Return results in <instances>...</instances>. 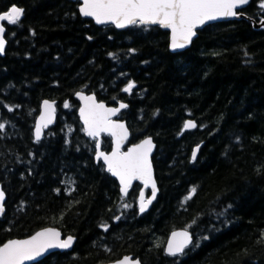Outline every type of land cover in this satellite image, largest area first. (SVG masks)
I'll return each instance as SVG.
<instances>
[{"label": "trees", "instance_id": "obj_1", "mask_svg": "<svg viewBox=\"0 0 264 264\" xmlns=\"http://www.w3.org/2000/svg\"><path fill=\"white\" fill-rule=\"evenodd\" d=\"M262 1L240 10L245 18L205 26L187 49L172 53L159 26H98L80 15L79 1L0 0V13L24 10L18 24L3 23L0 246L52 226L75 245L35 264L124 255L141 264H264V29L254 27L264 19ZM129 83L135 86L125 92ZM77 91L127 103L119 114L131 131L127 146L147 136L156 143L159 193L148 212H138L140 184L123 197L95 161ZM44 99L56 101L57 117L35 141ZM187 119L197 125L182 133ZM110 148L102 136V150ZM178 228L192 233L193 244L166 255Z\"/></svg>", "mask_w": 264, "mask_h": 264}, {"label": "snow or ice", "instance_id": "obj_2", "mask_svg": "<svg viewBox=\"0 0 264 264\" xmlns=\"http://www.w3.org/2000/svg\"><path fill=\"white\" fill-rule=\"evenodd\" d=\"M250 0H82L79 8L84 17H91L97 24H113L117 28H125L129 25H160L163 28L171 29V48L182 49L191 43L196 35L195 29L205 24L224 17H234L242 14L237 9L248 5ZM264 9V3L260 5ZM24 10L15 5L4 14H0V21H7L9 24H18ZM5 29L0 25V54L5 50ZM247 55V53H245ZM135 85L129 83L125 92H131ZM85 101V107L81 109V116L86 126V132L91 137H96L100 132H108L116 136V147L111 155H105L98 151L97 158H102L107 165V170L117 177L122 185L121 191L128 194V189L133 180H141L145 186L151 185V199L145 203L144 193H140L143 212L151 200L156 198V184L152 179V167L149 160L153 144L151 139H146L142 144L130 148L126 153L120 152L121 143L127 138V131L122 124H115L110 120L116 115L118 109L105 108L103 104L95 103L94 97L80 96ZM69 105L66 103L65 107ZM121 108L127 105L121 104ZM45 115L41 116L44 122L36 128V139H40L41 127L51 123L52 113L55 109L53 104L44 102ZM11 111V108H9ZM185 128L196 127L194 122H186ZM4 124L0 123V130ZM118 130V131H117ZM99 148V145H97ZM195 158V153L193 154ZM196 188L191 189L195 194ZM191 195L186 199H191ZM4 199L3 192H0V202ZM127 206V205H125ZM3 206L0 204V213ZM118 219V218H117ZM105 230L107 228L105 227ZM73 238L68 237L60 240V233L53 229H46L36 233L30 239L10 240L0 246V264H25L26 261L34 260L49 248H70ZM193 244V237L187 232H174L172 242L169 243L167 254L177 256L183 254L185 248ZM120 264H133L129 258H125ZM139 264V261L134 262Z\"/></svg>", "mask_w": 264, "mask_h": 264}, {"label": "water", "instance_id": "obj_3", "mask_svg": "<svg viewBox=\"0 0 264 264\" xmlns=\"http://www.w3.org/2000/svg\"><path fill=\"white\" fill-rule=\"evenodd\" d=\"M72 1H79L80 4H79L78 9L82 6V0H72ZM250 1H251V0H250ZM262 3H264V0L262 1ZM246 6H247V5H246ZM10 8H11V7H10ZM243 8H245V6H244ZM243 8H242V9H243ZM242 9H237V11H238V12H241L240 10H242ZM6 12H7V11H6ZM6 12H2V13H0V14H4V13H6ZM79 13H80V11H79ZM241 13H242V12H241ZM80 15H81L83 18L91 19V20L94 22V24H96V25H98V26L101 25V24H97V23L95 22V20H94L93 18H91V17H84L81 13H80ZM245 17H246V16L242 13V14L237 15V16H234V17H224V18H220V19H217V20H213V21H207L205 24H203L202 26H200V27H198V28L195 29V31H196V35L192 38V41H193V40L195 39V37L197 36L198 31H200L201 29H203V28H204L205 26H207V25L214 24V23H218V22H222V21L239 20V19H241V18H245ZM4 22H7V21H6V20H5V21H0V25H3V26H4V24H3ZM103 25H112V26L115 27V25H113V24H103ZM142 25H143V24H142ZM129 26H131V25H129ZM129 26H127V27H129ZM147 26H159L162 30L167 31V32L169 33V45H168V48H169V51L172 52V53H178V52H181V51L187 49V48L191 45V43H192V41H191V43L188 44L186 47H184V48H182V49H175V50H173V49L171 48V29H169V28H163V27H161V26L158 25V24H157V25H147ZM127 27H125V28H127ZM254 27L257 28V29H260V28H263V29H264V19H262V20L259 21L258 23L254 22ZM115 28H116L117 30H123V29H125V28H117V27H115ZM4 29L6 30L5 26H4ZM4 35H5V33H4ZM5 41H6V39H5ZM6 45H7V41H6V43H5V49H6ZM4 53H5V50H4L3 54H0V57L4 56ZM81 95H82V96H85V97H94V98H95V103H97V104H103V105L105 106V108H109V109H111V108H115V109H118L116 115L111 116V117H110V120H111L113 123H115V124H122V125L124 126V129H126V131H127V138L124 139V140L122 141V143H121V147H120V152H121V153H126L130 148H134V147H136L137 145L142 144L144 140H146V139H151L152 144H153V148H152L151 154H150V156H149V160H150V162H151V167H152V179L155 181V184H156V189H157V192H156V198H157L158 193H159V186H158V182H157V179H156L155 168H154V164H153V155H154L155 150H156V143L154 142L153 138H152L151 136H147V137H144L143 139H141L140 141H138V142H136V143H133V144H130V145L126 146V144L128 143V141H129V139H130L131 131H130V129H129L127 123H126V121H125V120H122V119H118V116H119L120 112H122L124 109H126V107L121 108L120 105H121V104L127 105V103H126V102H122V101H120V102H118L116 105H108V104H107L106 102H104V101H99L94 93H86V92H83V91H77V92L75 93V95H74V98H75V99L78 101V103H79V107H78V110H77V114H78L79 120H80V122H81V124H82V126H83L85 136H86V137H89V138H91V139H96V149H95V156H94V159H95L96 162H99V161L102 162V164H103L104 167H105V171H106V172L110 173V172L107 170V165L104 163V160H103L102 158H99V159L97 158V156H98V151H99V152H103L105 155H111V153L115 150V147H116V139H117V138H116V136L110 135V134H109L108 132H106V131H105V132H100L99 135L96 136V137H91V136H89V135L87 134V132H86V126H85L84 121H83V118H82V116H81V109H83V108L85 107V101L82 100V99H80V96H81ZM45 101H48L49 103L53 104L55 111H54V113H52L51 123H47L46 126L41 127V135H40V139L37 140V139H36V128H37L38 125L44 123V122L41 121L40 118H41V116H44V115H45V109H44V102H45ZM56 117H57V104H56V101H54V100H50V99H44V100H42V101H41V104H40L39 114L37 115V117H36V119H35V123H34V127H33V136H34V140H35V141H40V140L42 139V137H43V135H44V132H45L48 128H50L52 125H54V123H55V121H56ZM189 121L194 122L195 125H197L196 122H195L194 120H192V119H187V120H185L184 125H183V129H182V133H183L184 131L192 130V129L195 128V127H194V128H185V127H184V126H185V123H186V122H189ZM117 131H118V130H117ZM103 135H107V136H109V137L111 138V148H110L109 151H104V150H102V136H103ZM97 145H99V148H97ZM125 146H126V148H125ZM198 152H199V146H196V147L193 149V151H192L191 158H192V159H196ZM194 153H195V158H193V154H194ZM110 175H111L114 179H116V181H117V183H118V186H119V192H120V194H121L122 196H125V197H126L128 194H127V195H124L123 192L121 191L122 185L120 184L119 179H118L117 177L113 176L111 173H110ZM135 183H139V184L141 185V189L139 190V193H138V196H137V207H138V212H139V214H143V213H146V212H148V211L150 210V208L152 207V205H153V203L155 202L156 198H155L154 200H151V203L148 204L147 207H146V209L142 212V211L140 210V206H141L140 193H141V192L144 193V201H145V203H147V201L151 199L152 188H151V185H150V184H149L148 186H145V184H144L141 180H133V181L131 182V186H132L133 184H135ZM131 186H130L129 189H128V193H129V191H130ZM146 190H149V195H148V196L146 195ZM0 192H3V194H4V199H3L2 202H0V204H2V206H3V212L0 213V218H1V217L3 216V214L5 213V203H6V199H7V198H6V193H5V191L3 190V187H2L1 182H0ZM46 229H53V230L59 232V233H60V240H65V239H67L68 237H72V238H73L72 246H71L70 248H67V249H64V248H49L47 251L43 252L42 255L37 256L34 260L26 261L25 264H35V263H37V262H39V261L45 259L46 257L50 256L51 254H54V253H57V252L62 253V252H66V251H71V250H72V248H73L74 245H75L76 238L73 237L72 235L63 236L62 231H61L60 229H58V228H56V227H52V226L41 228V229L37 230L36 232H34L33 234H31V235H29V236H27V237L9 239V240H7L6 242H4L3 244L7 243V242L10 241V240H26V239H30V238H31L32 236H34L36 233H38V232H42V231H44V230H46ZM183 231H187V232L193 237L192 233H191L189 230L185 229V228H178V229H175V230L171 231V232L169 233V236H168L167 241H166L165 246H164V252H165L166 255H168V254H167V248H168L169 243L172 242V236H173V233H174V232H183ZM3 244H2V245H3ZM2 245H1V246H2ZM190 245H191V244H190ZM190 245H189V246H190ZM189 246H188V247H189ZM188 247H187V248H188ZM185 249H186V248H185ZM184 251H185V250H184ZM178 255H180V254H178ZM169 256H170V255H169ZM125 258H129V259L133 262V264H134V262H136V261H139V264H141V263H140V260H139L138 258H134L132 255H124V256H122L121 258L116 259V260H114V261H110V262H107V263H98V264H120V262L123 261Z\"/></svg>", "mask_w": 264, "mask_h": 264}, {"label": "flooded vegetation", "instance_id": "obj_4", "mask_svg": "<svg viewBox=\"0 0 264 264\" xmlns=\"http://www.w3.org/2000/svg\"><path fill=\"white\" fill-rule=\"evenodd\" d=\"M146 194H147V195L149 194V191H148V190H146Z\"/></svg>", "mask_w": 264, "mask_h": 264}]
</instances>
